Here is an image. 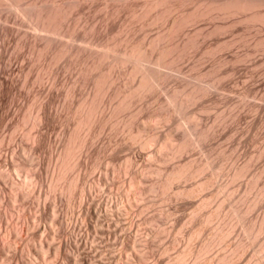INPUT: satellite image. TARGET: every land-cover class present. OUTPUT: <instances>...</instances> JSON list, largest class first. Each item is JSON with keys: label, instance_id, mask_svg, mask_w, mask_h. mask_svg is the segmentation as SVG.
<instances>
[{"label": "rangeland", "instance_id": "obj_1", "mask_svg": "<svg viewBox=\"0 0 264 264\" xmlns=\"http://www.w3.org/2000/svg\"><path fill=\"white\" fill-rule=\"evenodd\" d=\"M112 1L0 0V264H264V0Z\"/></svg>", "mask_w": 264, "mask_h": 264}, {"label": "bare ground", "instance_id": "obj_2", "mask_svg": "<svg viewBox=\"0 0 264 264\" xmlns=\"http://www.w3.org/2000/svg\"><path fill=\"white\" fill-rule=\"evenodd\" d=\"M2 1H3V0H2ZM113 1H114V0H113ZM113 1H112V2H113ZM115 1H116V0H115ZM115 1H114V2H115ZM125 1H126V0H125ZM129 1H130V0H129ZM129 1H127V2H129ZM135 1H136V0H135ZM155 1H156V0H155ZM164 1H165V0H164ZM172 1H173V0H172ZM172 1H171L170 3H173ZM180 1H183V0H180ZM196 1H197V0H196ZM198 1H199V0H198ZM198 1H197V2H198ZM200 1H201V0H200ZM202 1L205 2V0H202ZM208 1H209V0H208ZM217 1H219V0H217ZM230 1H231V0H230ZM232 1H234V0H232ZM235 1H236V0H235ZM245 1H246V0H245ZM247 1H248V0H247ZM252 1H253V0H252ZM255 1H256V0H255ZM259 1H260V0H259ZM105 2H106V1H105ZM105 2H104V4H105ZM116 2H117V1H116ZM116 2H115V3H116ZM119 2H120V0H119ZM121 2H122V1H121ZM121 2L119 3V6H120ZM123 2H124V0H123ZM123 2H122V3H123ZM144 2H145V1H144ZM150 2H151V1H150ZM183 2H184V1H183ZM197 2H196V3H197ZM204 2H203V3H204ZM219 2H220V1H219ZM241 2H242V0H241ZM256 2H257V1H256ZM263 2H264V1H263ZM106 3H107V2H106ZM110 3H111V2H109V3H107V4L109 5ZM129 3H130V2H129ZM131 3H132V1H131ZM148 3H149V2H148ZM148 3H147V5H150V4H151V3H150V4H148ZM160 3H162V2L160 1ZM160 3H159V4H160ZM167 3H169V2H167ZM170 3H169V4H170ZM180 3H182V2H180ZM180 3H179V4H180ZM190 3H191V1H190ZM196 3H195V4H196ZM201 3H202V2H201ZM208 3H209V2H208ZM208 3L205 5L206 7H208V6H207ZM216 3H217V2H216ZM236 3H237V2H235V4H236ZM244 3H245V2H244ZM244 3H243V4H244ZM247 3H249V2H247ZM261 3H262V2H261ZM107 4H106V5H107ZM117 4H118V2L116 3V5H117ZM125 4H128V3H125ZM155 4H156V3H153L154 6H155ZM159 4H158V6H159ZM169 4H167V6H168ZM185 4H186V3H185ZM187 4H189V3H187ZM192 4H193V3H192ZM211 4H212V3H211ZM217 4H218V3H217ZM241 4H242V3H241ZM245 4H246V3H245ZM253 4H255V3L253 2L252 5H253ZM256 4H257V3H256ZM258 4H259V3H258ZM258 4H257V5H258ZM106 5H104V6H106ZM112 5H114V3H113ZM112 5H111V6H112ZM156 5H157V4H156ZM165 5H166V3H165ZM172 5H173V4H172ZM174 5H175V4H174ZM190 5H191V4H190ZM198 5L200 6L201 4L198 3ZM203 5H204V4H202V7H203ZM218 5H219V4H218ZM233 5H234V3H233ZM233 5H232V6H233ZM262 5H263V4H262ZM73 6H74V4H73ZM73 6H71V7H73ZM104 6H103V7H104ZM111 6H109V7H111ZM114 6H115V5H114ZM128 6H129V5H128ZM167 6H166V7H167ZM181 6H182V4H181ZM187 6H189V5H187ZM192 6H193V5H192ZM192 6H191V7H192ZM205 6H204V7H205ZM209 6H210V7H212V6L215 7V5H210V4H209ZM219 6H220V5H219ZM219 6H218V7H219ZM237 6H238V3H237ZM239 6H240V5H239ZM239 6H238V7H239ZM255 6H256V5H254V7H255ZM117 7H118V6H117ZM123 7H124V4H123ZM125 7H126V6H125ZM129 7H130V6H129ZM148 7H149V6H148ZM169 7H171V6H169ZM169 7H168V8H169ZM172 7H173V6H172ZM176 7H177V6H176ZM183 7H184V5H183ZM183 7H182V8H183ZM189 7H190V6H189ZM191 7H190V8H191ZM194 7L196 8V5H194ZM197 7H198V6H197ZM210 7H209V8H210ZM214 7H213V8H214ZM241 7H242V5H241L239 8H241ZM247 7H248V6H247ZM252 7H253V6H252ZM254 7H253V8H254ZM121 8H122V7H121ZM126 8H127V7H126ZM146 8H147V7H146ZM179 8H180V7H179ZM187 8H188V7H187ZM195 8H194V9H195ZM199 8H201V7H198V11H200V10L202 9V8H201V9L199 10ZM213 8H212V9H213ZM216 8H217V7H216ZM222 8H223V7H222ZM235 8H236V5H235ZM242 8H244V7H242ZM245 8H246V5H245ZM256 8H257V6H256ZM261 8H262V7H261ZM69 9H70V8H69ZM101 9H102V8H101ZM105 9L108 10L107 7H105ZM109 9H110V8H109ZM114 9L116 10V7H115ZM114 9H113V10H114ZM118 9H119V8H118ZM118 9H117V10H118ZM129 9H131V7H130ZM129 9H127V11H128ZM150 9H151V8H150ZM165 9H167V8H165ZM169 9H170V8H169ZM172 9H173V8H171V10H172ZM174 9H175V8H174ZM191 9H192V8H191ZM207 9H208V8H207ZM246 9H247V8H246ZM248 9H249V8H248ZM259 9H260V8H259ZM119 10H120V9H119ZM122 10H124V9H122ZM122 10H121V11H122ZM148 10H149V9H148ZM176 10H177V9H176ZM183 10H184V9H183ZM187 10H189V9H187ZM195 10H196V9H195ZM202 10H206V9H202ZM210 10H211V8H210ZM254 10H256V9H254ZM129 11H130V10H129ZM163 11H164V9H163ZM165 11L168 12L167 10H165ZM185 11H186V10H185ZM191 11H192V10H191ZM213 11H214V10H213ZM215 11H216V10H215ZM215 11H214V12H215ZM219 11H220V10H219ZM222 11H223V10H222ZM249 11H250V10H249ZM256 11H258V10H256ZM68 12H69V11H68ZM109 12H110V11H109ZM109 12H108V13H109ZM125 12H126V9H125ZM175 12H176V11H175ZM177 12H178V10H177ZM180 12H181V11H180ZM196 12H197V11H196ZM200 12H201V11H200ZM223 12H224V11H223ZM226 12H227V11H226ZM254 12H255V11H254ZM113 13H114V12H113ZM116 13H117V12H116ZM116 13H115V14H116ZM118 13H119V12H118ZM118 13H117V14H118ZM120 13H121V12H120ZM126 13H127V12H126ZM129 13H130V12H129ZM129 13H128V14H129ZM135 13H136V12H135ZM169 13H170V12H169ZM172 13H173V11H172ZM172 13H171V14H172ZM183 13H185V12L183 11ZM198 13H199V12H198ZM202 13H203V12H202ZM212 13H213V12L210 11V13H208V14L210 15V14H212ZM215 13H216V12H215ZM256 13H257V12H256ZM259 13H260V12H259ZM77 14H80V12L77 13ZM109 14H110V13H109ZM111 14H112V12H111ZM117 14H116V15H117ZM173 14H175V13H173ZM177 14H179V13H177ZM181 14H182V13H181ZM181 14H180V16H181ZM204 14H205V12H204ZM204 14H203V15H204ZM218 14H219V13H218ZM222 14H223V13H222ZM107 15H108V14H107ZM134 15H136V14H134ZM168 15H169V14H168ZM175 15H176V14H175ZM182 15H184V14H182ZM188 15H189V14H187V17H188ZM223 15H224V14H223ZM79 16H80V15H79ZM93 16H94V15H93ZM95 16H97V14H96ZM102 16H105V14L102 15ZM108 16H109V15H108ZM114 16H115V15H114ZM114 16H112V17H110V18H108V19H112V18H114ZM118 16H119V14H118ZM156 16H159V15H156ZM173 16H174V15H173ZM180 16H177L178 18L176 17L177 20L179 19ZM185 16H186V15H185ZM195 16H196V15H194V17H195ZM207 16H208V15H207ZM225 16H230V15H226V14H225ZM243 16H244V15H243ZM243 16H242V17H243ZM77 17H78V15H76V18H77ZM97 17H98V16H97ZM116 17H117V16H116ZM154 17H155V16H154ZM183 17H184V16H183ZM208 17H210V16H208ZM218 17H219V16H218ZM218 17H217V19H218ZM254 17H255V16H254ZM254 17H253V18H254ZM80 18H81V17H80ZM80 18H79V19H80ZM98 18H101V17L99 16ZM163 18H165V17H163ZM163 18L161 19V17H160L161 20H164ZM176 18H175V19H176ZM181 18H182V17H181ZM181 18H180V20L182 21ZM185 18H186V17H185ZM185 18H184V20H185ZM189 18H190V15H189ZM191 18H192V15H191ZM206 18H207V17H206ZM206 18H205V20H207ZM211 18H212V17H211ZM211 18H210V19H211ZM230 18H232V17L230 16ZM239 18H240V17H239ZM239 18H237V19H239ZM101 19H103V18H101ZM155 19H156V17H155ZM169 19H170V16H169ZM169 19H168V21H169ZM187 19H188V18H187ZM193 19H194V18H193ZM196 19H197V18H196ZM196 19H195V20H196ZM199 19H200V18H199ZM199 19H197V20H198V22L201 24L202 21L200 22ZM208 19H209V18H208ZM210 19H209V20H210ZM214 19H215V18H214ZM228 19H229V18H227V20H228ZM255 19H256V18H255ZM49 20H50V19H49ZM51 20H52V19H51ZM54 20H55V19H54ZM76 20H77V19H76ZM76 20H75V21H76ZM103 20H104V19H103ZM103 20H101V21L103 22ZM113 20H114V19H113ZM152 20H153V19H152ZM157 20H158V18H157ZM161 20H160V21H161ZM170 20H171V19H170ZM172 20H173V19H172ZM184 20L182 21L183 23H185ZM188 20H189V19H188ZM190 20H191V19H190ZM197 20H196V21H197ZM201 20H202V19H201ZM211 20H212V19H211ZM211 20H210V21H211ZM220 20H221V18H220ZM220 20L218 19V20H216V22H217V21H220ZM233 20H234V19H233ZM252 20H253V19H251V21H252ZM262 20H263V19H262ZM160 21L158 20V23H157L158 25H159V22H160ZM175 21H176V20H175ZM175 21L173 20V23H174ZM178 21H179V20H178ZM210 21H208V23H209ZM254 21H256V20H253L252 22H254ZM258 21H259V20H258ZM56 22H57V21H56ZM152 22H154V20H153ZM176 22H177V21H176ZM193 22H195V21H191V22H187V21H186V23H190L189 25L193 24ZM203 22H204V21H203ZM212 22H214V21L212 20ZM216 22H214V23H216ZM220 22H221V21H220ZM77 23H78V22H77ZM77 23H76V24H77ZM154 23L156 24V22H154ZM154 23H153V24H154ZM161 23H162V22H160V26H162ZM171 23H172V22H171ZM186 23H185V24H186ZM196 23H197V22H196ZM196 23H195V24H196ZM199 23H198V24H199ZM223 23L225 24V22H223ZM228 23H229V22H228ZM231 23H232V22H231ZM234 23H235V22H234ZM234 23H232L231 25L233 26ZM262 23H263V22H262ZM54 24H55V23H54ZM76 24H75V25H76ZM149 24H150V23H149ZM162 24H165V23L163 22ZM195 24H193V25H195ZM209 24H210V23H209ZM251 24H252V23H251ZM253 24H254V23H253ZM52 25H53V24H51V26H52ZM175 25H176V24L174 23V24H172L171 26H175ZM178 25H179V24H178ZM186 25H188V24H186ZM202 25H203V24H202ZM210 25H211V24H210ZM210 25H209V26H210ZM218 25H219V24H218ZM248 25H249V24H248ZM248 25H247V28H248ZM49 26H50V24H49ZM53 26H54V25H53ZM160 26H159V27H160ZM163 26H164V25H163ZM165 26H166V24H165ZM176 26H177V25H176ZM181 26H182V25H181ZM183 26H184V25H183ZM191 26H192V25H191ZM196 26H197V25H196ZM214 26H216V25H214ZM214 26H213V27H214ZM220 26L223 27L222 25H220ZM245 26H246V25H245ZM262 26H263V25H262ZM54 27H55V26H54ZM54 27H53V29H54ZM166 27H167V26H166ZM166 27H165V28H166ZM187 27H188V26H187ZM187 27H182V28H187ZM194 27H195V26H194ZM194 27H193V28H194ZM203 27H204V26H203ZM203 27H202V30H203ZM207 27H208V26H207ZM225 27H226V26H225ZM228 27H229V26H228ZM254 27H255V26H254ZM47 28H48V26H47ZM50 28H51V27H50ZM163 28H164V27H163ZM168 28H169V27H168ZM176 28H178V27H176ZM176 28H175V30H176ZM196 28H197V27H196ZM196 28H195V29H196ZM198 28H199V26H198ZM244 28H246V27H243V29H244ZM247 28H246V29H247ZM255 28H256V27H255ZM255 28H254V29H255ZM190 29H191V28H189V29H187V30L189 31ZM214 29H215V28H214ZM214 29H211V30H214ZM216 29H218V28H216ZM231 29H232V28H231ZM248 29H249V28H248ZM248 29H247V30H248ZM252 29H253V27H252ZM50 30H51V29H50ZM166 30H167V29H166ZM180 30H181V29H180ZM211 30H209V31H211ZM221 30H222V29H221ZM221 30H220V31H221ZM228 30L230 31V29H228ZM232 30H233V29H232ZM244 30H245V29H244ZM250 30H251V29H250ZM256 30H257V29H256ZM184 31H186V30H183V32H184ZM188 31H186V32L188 33ZM190 31H191V30H190ZM192 31L194 32V30H192ZM195 31H197V29H196ZM220 31H219V32H220ZM222 31H223V30H222ZM245 31H246V30H245ZM166 32H167V31H166ZM173 32H174V30H173ZM173 32H172V33H173ZM176 32H177V31H176ZM176 32H174V33L177 34L178 32H177V33H176ZM181 32H182V31H181ZM198 32H199V31H198ZM200 32H201V30H200ZM202 32H203V31H202ZM202 32H201V34H202ZM212 32H213V31H212ZM214 32H215V31H214ZM214 32H213V34H214ZM216 32H217V34H219L218 31H216ZM223 32H225V31H223ZM241 32H244V31L241 30ZM55 33H56V32H55ZM163 33H165V32H163ZM163 33H160V34H163ZM169 33H170V32L168 31L167 34H169ZM172 33H170V34H172ZM174 33H173L172 35H174ZM187 33H186V34H187ZM191 33H192V32H191ZM220 33H222V32H220ZM231 33H232V31H231ZM244 33H246V32H244ZM248 33L251 34L252 31H251V32H248ZM178 34H179V33H178ZM197 34H198V33H197ZM206 34H207V33H206ZM215 34H216V33H215ZM217 34H216V35H217ZM224 34H225V33H224ZM236 34H238V33H236ZM157 35H158V34H157ZM179 35H183V34L180 33ZM179 35H178V36H179ZM195 35H196V34H195ZM203 35H204V34H203ZM208 35H209V34H208ZM222 35H223V33H222ZM222 35H221V37H223ZM240 35H241V34H240ZM247 35H248V34H247ZM247 35H246V36H247ZM160 36H162V35H160ZM165 36H166V34H165ZM175 36H176V35H175ZM175 36H174V37H175ZM184 36H185V35H184ZM184 36H183V37H184ZM193 36H194V35H193ZM210 36H211V35H210ZM224 36H225V35H224ZM158 37H159V36H157L156 38L158 39ZM169 37H170V36H169ZM180 37H181V36H180ZM189 37H190V36H189ZM195 37H196V39H198V35L195 36ZM204 37H205V35H204ZM213 37H215V35H213ZM156 38H154V39H156ZM160 38H161V37H160ZM162 38H163V37H162ZM172 38H173V37H172ZM175 38H176V37H175ZM181 38H182V37H181ZM184 38H185V37H184ZM184 38H182V39H184ZM186 38H187V37H186ZM186 38H185V39H186ZM191 38H192V37L189 38L190 41H191ZM202 38H203V37H202ZM209 38L211 39V37H208V39H209ZM217 38H218V37H217ZM219 38H220V37H219ZM232 38H233V37H232ZM241 38H242V37H239V40H242ZM245 38H246V37L244 36L243 39H245ZM164 39H165V37H164ZM166 39H167V38H166ZM169 39H170V38H169ZM178 39L180 40V38H178ZM193 39H195V38L193 37ZM199 39H200V36H199ZM199 39H198V40H199ZM205 39H207V38H205ZM212 39H213V38H212ZM229 39H231V38H229ZM229 39H226V40H229ZM171 40H174V39H171ZM175 40H176V39H175ZM175 40H174V41H175ZM186 40H187V39H186ZM200 40H201V39H200ZM200 40H199V41H200ZM214 40H215V38H214ZM216 40H217V39H216ZM237 40H238V39H237ZM239 40H238V41H239ZM158 41H159V40H158ZM158 41H157V42H158ZM161 41H163V39H162ZM161 41H160V42H161ZM165 41H166V40H165ZM182 41H183V40H182ZM192 41H193V40H192ZM199 41H197V43H198ZM210 41L213 42L212 40H210ZM210 41H209V42H210ZM217 41H218V40H217ZM233 41H235V40H233ZM238 41H236V42H238ZM150 42H151V40H150ZM152 42H153V44H156V43H154V42H156V41H152ZM160 42H159V43H160ZM166 42H169V44H170V40H169V41H166ZM177 42H178V41H177ZM179 42H180V41H179ZM179 42H178V43H179ZM183 42H184V41H183ZM186 42H188V41H186ZM215 42H216V41H215ZM220 42H221V41H220ZM230 42H231V41H230ZM175 43H176V42H175ZM180 43H182V42H180ZM180 43H179V44H180ZM188 43H189V42H188ZM194 43H195V40H194ZM200 43H201V41H200ZM216 43H218V42H216ZM192 44H193V42H192ZM192 44H191V46H194V45H192ZM170 45H171V44H170ZM172 45H173V43H172ZM184 45H187V44L184 43ZM189 45H190V44H189ZM140 51H141V49H140ZM140 53H141V52H140ZM176 171H177V170H176ZM176 171H175V172H176ZM181 171H182V170H181ZM181 171H179V172L181 173ZM179 172H177V173H179ZM173 173H174V172H173ZM172 175H173V174H172ZM172 175H171V176H172ZM174 176H176L175 173H174ZM172 178L175 179L173 176H172ZM201 187H202V186H201Z\"/></svg>", "mask_w": 264, "mask_h": 264}]
</instances>
